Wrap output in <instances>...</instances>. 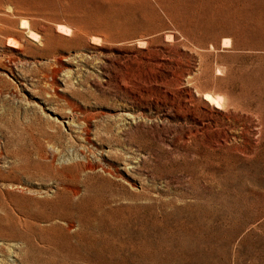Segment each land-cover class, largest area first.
<instances>
[{"label":"rangeland","instance_id":"obj_1","mask_svg":"<svg viewBox=\"0 0 264 264\" xmlns=\"http://www.w3.org/2000/svg\"><path fill=\"white\" fill-rule=\"evenodd\" d=\"M0 264H264V0H0Z\"/></svg>","mask_w":264,"mask_h":264},{"label":"bare ground","instance_id":"obj_2","mask_svg":"<svg viewBox=\"0 0 264 264\" xmlns=\"http://www.w3.org/2000/svg\"><path fill=\"white\" fill-rule=\"evenodd\" d=\"M22 23H24V25H25V21L24 22H22ZM23 25V24H22ZM23 25V26H24ZM60 29H62V30H65V31H67L68 32V28H66L65 26H59L58 27V31H61ZM63 32V31H62ZM27 36H29V37H31L32 38V36H34L33 35V33L32 32H29V34L27 35ZM36 38V37H35ZM34 39V38H33ZM226 42V44H227V41H225ZM223 45V44H222ZM204 100H206V101H208L210 104H214V103H216V104H219V99L220 98H214V97H212L211 95H204V98H203ZM225 102V101H224ZM217 106V105H216Z\"/></svg>","mask_w":264,"mask_h":264}]
</instances>
